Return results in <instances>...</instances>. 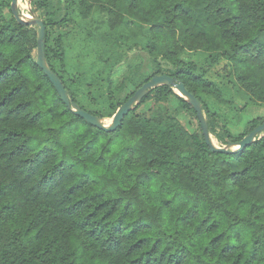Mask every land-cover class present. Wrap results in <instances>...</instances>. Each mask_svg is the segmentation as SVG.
I'll use <instances>...</instances> for the list:
<instances>
[{"label": "trees", "instance_id": "trees-1", "mask_svg": "<svg viewBox=\"0 0 264 264\" xmlns=\"http://www.w3.org/2000/svg\"><path fill=\"white\" fill-rule=\"evenodd\" d=\"M10 3L0 0V264H264V133L241 152H211L196 113L169 86L151 90L115 131L92 127L36 65V30L16 23ZM31 6L45 27L47 65L91 115L111 118L165 74L201 103L220 147L264 122L234 132L213 106L227 105L229 91L187 61L201 53L208 65L226 62L234 85L264 105V0ZM94 12L104 21L83 37L80 24ZM71 23L82 29L76 59L61 33ZM133 29L148 64L123 74V46L138 47ZM71 58L89 70L69 71ZM97 69L101 84H92Z\"/></svg>", "mask_w": 264, "mask_h": 264}, {"label": "water", "instance_id": "water-1", "mask_svg": "<svg viewBox=\"0 0 264 264\" xmlns=\"http://www.w3.org/2000/svg\"><path fill=\"white\" fill-rule=\"evenodd\" d=\"M10 9L12 16L17 24L29 28H35L36 30V60L35 63L38 68L43 72V74L48 78L57 95L66 106V108L75 116L80 117L89 125L98 130L104 132H113L121 126V123L124 117L133 110L134 106L139 104V102L144 98L151 90L160 87V86H169L173 88V91L183 98L194 110L196 113L197 120L200 124L202 134L205 140V144L208 146L211 152H220V153H230V152H241L244 148L252 145L255 140L260 139L264 133V122L259 124L253 130H251L245 137L237 142H228L226 146H216L212 140L211 135L209 134L208 127L206 124L205 116L202 111L201 103L195 98L193 94L188 92L185 86L175 80L174 78L162 74L155 75L149 81L145 82L138 88L133 95L118 109L115 111L114 115L111 118L110 125H104V119L99 118L98 116L91 115L85 110L81 109L68 95L67 90L62 84L59 77L49 68L47 65L45 55H44V36H45V27L43 22L31 12V17H26L25 15L19 13L18 11V0H11Z\"/></svg>", "mask_w": 264, "mask_h": 264}, {"label": "rangeland", "instance_id": "rangeland-1", "mask_svg": "<svg viewBox=\"0 0 264 264\" xmlns=\"http://www.w3.org/2000/svg\"><path fill=\"white\" fill-rule=\"evenodd\" d=\"M32 0H18V11L19 13L25 15L26 17H31L32 6H31ZM35 14V13H34ZM36 15V14H35ZM78 24V22L81 21V19L75 20ZM104 21V18L102 15L94 12L90 16H87L84 18L83 22L80 24L81 28L83 29L82 35L83 37L85 35L93 34V29L95 26L101 22ZM77 27V29H75ZM78 26H74V24H68L66 28L62 29L61 33L66 35V38L64 40V46L67 49V51L72 55V58L74 59L77 55L76 50L78 49L76 47V37L77 34H79L82 29ZM79 29V31H78ZM122 32V31H121ZM127 36L125 32H122V36ZM129 36H131L132 41L129 40V42H135L138 47H135L131 50H129V47L134 44L125 43L123 46V52L126 54L123 57V61L119 68H121L122 73H126L128 70V65L134 64L136 62H141L142 69L147 68L148 64V56L145 52H143L140 49L141 40L137 36L136 30H132V32H129ZM123 40V39H122ZM122 42V41H121ZM80 47H82L80 45ZM93 49V48H92ZM92 49L88 50L92 51ZM79 50V49H78ZM132 51V52H130ZM130 52V53H129ZM80 54V53H79ZM83 54V53H82ZM205 54L201 53H194L191 55H188V60H192L196 63L198 67H202L206 70V78L210 80L211 82L217 83L221 87L225 88L226 91H229V97H226V100L228 101L227 105H221L218 103H214V108H220L222 109L226 115L230 123L232 124L231 129L234 132H241L243 130V124L247 122L248 120H251L253 118H264V105L263 104H257L245 93L243 92L238 86L234 85V81L230 75V72L228 71L227 63L224 61L219 60L218 62L208 65L205 62L206 59ZM72 58L70 59V65H68L69 71L77 69L80 67V70L87 72L89 70L88 67H81L78 63L72 62ZM76 59V58H75ZM94 74V82L93 79L90 80L92 84H101L100 80L103 76L102 71L95 70L91 71ZM117 74L116 72L114 73ZM121 74L117 75L116 77H119ZM113 76V78H115ZM214 102V101H212ZM236 108L240 110L238 115L236 116L235 111ZM112 118V117H111ZM111 118H105L103 121L104 125H110ZM212 142L219 146L218 142L211 136Z\"/></svg>", "mask_w": 264, "mask_h": 264}]
</instances>
